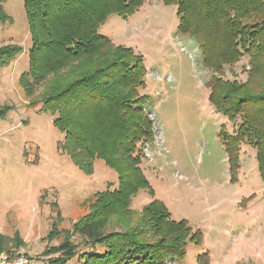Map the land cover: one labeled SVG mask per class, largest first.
I'll use <instances>...</instances> for the list:
<instances>
[{
    "label": "trees",
    "instance_id": "16d2710c",
    "mask_svg": "<svg viewBox=\"0 0 264 264\" xmlns=\"http://www.w3.org/2000/svg\"><path fill=\"white\" fill-rule=\"evenodd\" d=\"M147 0H24L30 26L29 68L20 85L31 105L49 111L64 133L59 149L86 174L102 159L118 175V184L97 191L71 228L54 224L49 241L63 240L43 254H58L49 264H169L182 261L188 245L204 243V232L187 219L176 220L163 200L141 210L132 207L141 189L154 196L143 161L155 142L152 98L141 92L148 70L144 56L100 32L109 17L124 18ZM176 5L180 33L198 41L209 101L232 122L235 134L220 135L228 155L231 181L237 182L242 144L253 146L264 182V0H163ZM12 21L0 0V23ZM23 47L0 46V66ZM250 59L247 79L226 78V67ZM9 107L0 110V114ZM252 197V196H251ZM249 197L248 199H250ZM82 238L89 250L80 252ZM5 237L0 234L1 239ZM19 240V239H18ZM21 242V240H20ZM10 251V250H8ZM210 264L209 252L198 256Z\"/></svg>",
    "mask_w": 264,
    "mask_h": 264
},
{
    "label": "rangeland",
    "instance_id": "374dc122",
    "mask_svg": "<svg viewBox=\"0 0 264 264\" xmlns=\"http://www.w3.org/2000/svg\"><path fill=\"white\" fill-rule=\"evenodd\" d=\"M3 6L12 21L0 23V46L18 44L23 52L0 66V110L9 107L0 114V234L5 237L0 254L22 252L31 264H49L58 254L43 252L63 240L47 238L54 224L71 228L86 212L85 202L110 184L117 186L118 175L102 159L86 174L59 149L64 133L49 111L31 105L20 85L31 46L24 0H3ZM178 24L176 5L147 0L128 18L112 14L100 29L142 54L148 70L141 92L152 98L148 113L155 142L145 149L143 168L155 194L141 189L132 207L141 210L155 198L163 200L174 219H187L204 232L202 245L191 243L185 259L169 264H200L198 256L206 252L210 264H264V182L257 151L242 144L238 181L232 182L220 133L225 127L235 134L238 122L209 101L206 81L213 72L202 65L198 41L180 33ZM249 68L244 55L226 67L225 76L245 81ZM75 240L80 252L89 250L82 238ZM67 264L83 261L75 257Z\"/></svg>",
    "mask_w": 264,
    "mask_h": 264
},
{
    "label": "built area",
    "instance_id": "2783aa9c",
    "mask_svg": "<svg viewBox=\"0 0 264 264\" xmlns=\"http://www.w3.org/2000/svg\"><path fill=\"white\" fill-rule=\"evenodd\" d=\"M29 255L22 252H3L0 254V264H31Z\"/></svg>",
    "mask_w": 264,
    "mask_h": 264
},
{
    "label": "crops",
    "instance_id": "0c3cea01",
    "mask_svg": "<svg viewBox=\"0 0 264 264\" xmlns=\"http://www.w3.org/2000/svg\"><path fill=\"white\" fill-rule=\"evenodd\" d=\"M205 241V240H204ZM189 246H191V243L188 245V248H189Z\"/></svg>",
    "mask_w": 264,
    "mask_h": 264
}]
</instances>
